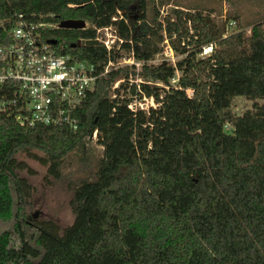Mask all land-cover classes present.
<instances>
[{"label":"trees","instance_id":"1","mask_svg":"<svg viewBox=\"0 0 264 264\" xmlns=\"http://www.w3.org/2000/svg\"><path fill=\"white\" fill-rule=\"evenodd\" d=\"M169 12L159 19L151 0H0L5 28L16 13L30 21L110 23L122 40L107 56L94 41L69 46L92 36L90 25L40 32L54 39L50 48L90 62L94 72L119 50L131 53L140 62L138 94L157 103L131 112L126 97L107 98L109 83L126 77L121 66L95 78L74 110L75 129L28 126L13 107L0 109V222L9 225L0 229V264H264V24L223 34L198 8ZM162 38L176 60L152 62ZM7 91L1 83L0 98ZM235 95L251 99V109L233 114ZM92 128L101 150L82 152L87 175L67 180L70 222L25 218L30 185L15 153L40 150L44 175L56 182L65 176L60 158Z\"/></svg>","mask_w":264,"mask_h":264},{"label":"built area","instance_id":"2","mask_svg":"<svg viewBox=\"0 0 264 264\" xmlns=\"http://www.w3.org/2000/svg\"><path fill=\"white\" fill-rule=\"evenodd\" d=\"M119 16L111 15L110 19ZM235 23L231 19L227 26ZM88 25L93 27V35L77 37V45L94 41L102 45L106 56L110 50L118 48L122 39L110 23L94 27L84 21L83 27ZM48 27H57L56 22L26 20L21 13L14 14L12 24L6 28L0 20V84L8 85L6 96L0 98V109L13 107L17 122L28 126L65 125L72 130L77 125L74 110L81 103L85 92L93 85L95 78L115 65L128 63L136 68L140 62L131 53L120 55L115 60L106 57L101 69L94 72L90 62L73 59L68 53H59L50 48L40 32L42 28ZM204 48L206 46L202 49ZM160 53L164 56L163 59L171 60L170 48L164 38L161 40ZM136 80L138 79H128V84L123 86L125 82H122V78L113 79L108 85L107 98L126 97L124 105L129 111L142 109L136 99L139 91ZM131 82L134 83V91L129 93ZM122 89H126V95L122 94ZM185 92L189 96L192 89L186 87ZM140 97L150 99V96ZM84 138L96 140V129L92 128Z\"/></svg>","mask_w":264,"mask_h":264},{"label":"rangeland","instance_id":"3","mask_svg":"<svg viewBox=\"0 0 264 264\" xmlns=\"http://www.w3.org/2000/svg\"><path fill=\"white\" fill-rule=\"evenodd\" d=\"M153 5L157 8L158 18L161 19L164 15L170 16L169 9L172 6H179L181 8H198L203 13L209 15L212 21L223 31L228 33L239 27L249 33L248 30L256 21H261L264 24V0H151ZM135 8L124 12V18L128 15L135 14ZM120 15L119 12L117 16ZM146 18L150 16L149 8L144 10ZM124 19V20H125ZM231 19H235L236 23L227 26ZM161 48V41L157 43ZM121 51V56H126V51ZM209 53V46L201 49L197 53L199 57ZM171 60H176L178 57L176 53L170 50ZM164 57L160 50L155 53L152 62H156ZM126 66V77L117 75L114 79L122 78L124 86L128 84V79L137 78L141 81V77L135 72L137 68L128 63H121L115 67ZM126 78V80H125ZM148 82V80H146ZM122 94L126 95V89H122ZM138 101L143 110L147 107H155L156 102L150 97L141 98L138 94ZM146 97V96H145ZM258 102L263 100L257 99ZM251 99L243 95H235L230 100V109L233 114H241L246 109H251ZM227 128L228 125L225 124ZM101 145L94 138H84L82 143L72 147L60 158V171L65 173L58 181H52L48 176L44 175L45 163H43V154L40 150L35 148L22 149L15 153V158L24 163V168L18 170V174L23 176L26 182L30 185L29 193L26 196V201L23 207V216L25 218L33 217L37 219H50L58 227L67 225L71 220V211L68 205L69 190L66 188L67 180H74L76 177H84L87 175V169L82 166L80 156L84 152L87 156H98L100 154ZM7 223L0 222V229L8 228Z\"/></svg>","mask_w":264,"mask_h":264},{"label":"water","instance_id":"4","mask_svg":"<svg viewBox=\"0 0 264 264\" xmlns=\"http://www.w3.org/2000/svg\"><path fill=\"white\" fill-rule=\"evenodd\" d=\"M84 25V21L82 19H76V18H64L60 19L56 22L57 27L62 28H81ZM46 42L53 43V38H46ZM76 44L77 45V39H75L73 42L69 43V46H72Z\"/></svg>","mask_w":264,"mask_h":264}]
</instances>
